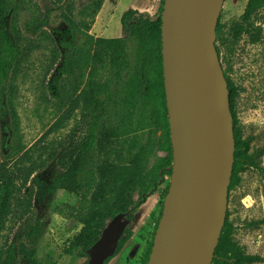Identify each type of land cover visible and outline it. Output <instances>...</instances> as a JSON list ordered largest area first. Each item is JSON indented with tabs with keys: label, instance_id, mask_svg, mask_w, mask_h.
<instances>
[{
	"label": "trees",
	"instance_id": "1",
	"mask_svg": "<svg viewBox=\"0 0 264 264\" xmlns=\"http://www.w3.org/2000/svg\"><path fill=\"white\" fill-rule=\"evenodd\" d=\"M105 0H0V95L6 98L11 122L0 127V237L15 219H25V230L7 246L0 264H57L39 256L41 223L34 218V204L55 195L58 190L80 194V210L72 214L82 227L71 239L66 253L77 252L88 260V248L99 238L108 222L125 212L130 220L119 241L117 253L134 235L133 225L141 206L171 176L173 149L168 117L163 69L162 11L164 0L155 13L129 8L121 16L122 36L102 37L91 33ZM264 8V0H248L242 20L231 28L233 40L248 34L259 40L261 28L252 20ZM53 14L66 25L69 36L52 39L48 26ZM9 20L10 34L5 30ZM217 44L226 59L230 42L218 22ZM46 43L55 44L47 73L49 91L61 107L60 118L30 147L23 142L19 110L15 100L19 76L28 68L32 54ZM224 52V55H223ZM228 81L236 141L235 161L229 189L240 183V172L262 169L259 156L264 147L251 145L252 136H243L236 110L239 87L224 69ZM80 110L87 131L75 138L74 128L66 139L48 140L74 113ZM2 129L6 132L2 136ZM9 139V140H8ZM160 150L165 154H160ZM56 161L60 171L51 181L39 175L48 162ZM171 184V183H170ZM166 188V194L169 186ZM161 209L153 239L146 253L149 260L154 236L163 213ZM222 229L211 264H253L263 260L258 254L241 251L232 238L234 223L229 216ZM264 219L249 222L258 226Z\"/></svg>",
	"mask_w": 264,
	"mask_h": 264
},
{
	"label": "water",
	"instance_id": "2",
	"mask_svg": "<svg viewBox=\"0 0 264 264\" xmlns=\"http://www.w3.org/2000/svg\"><path fill=\"white\" fill-rule=\"evenodd\" d=\"M225 0H164L163 69L173 149L147 264H211L227 217L235 161L228 81L217 48ZM130 220L116 214L88 248L86 264L117 253Z\"/></svg>",
	"mask_w": 264,
	"mask_h": 264
},
{
	"label": "rangeland",
	"instance_id": "3",
	"mask_svg": "<svg viewBox=\"0 0 264 264\" xmlns=\"http://www.w3.org/2000/svg\"><path fill=\"white\" fill-rule=\"evenodd\" d=\"M45 0H39L44 5ZM85 0H78V3ZM161 0H105L103 11L97 16L92 25L91 33L102 37L122 36L121 16L129 8L149 9L155 13L159 9ZM248 0H225L219 23L223 26V35L228 39L231 51H224L226 59L221 55L224 69H228L230 77L239 87L236 110L243 136H252L251 145L255 148L264 147V8L254 14L252 20L255 26L261 28L258 41L252 42L248 34H243L234 41L231 28L242 20ZM155 5V6H153ZM148 11V10H143ZM5 30L10 34L9 20L5 22ZM66 25L55 14L48 26V31L57 46L68 33ZM217 40V44H218ZM55 44L45 42L36 50L28 63V68L19 76V92L15 100L20 116V129L23 142L27 147L32 146L65 112L66 106L61 107L57 99L49 91L50 78L59 75L57 68L47 73L52 59V48ZM224 55V52H223ZM6 98L0 95V127L10 126L11 118ZM80 110L66 121L61 129L53 132L48 140L57 146L58 140L66 139L74 128H78L75 138H80L87 131V126L81 124ZM6 132L2 129V136ZM9 140V139H8ZM160 154L165 151L160 150ZM0 155L2 151L0 150ZM262 169L247 168L240 172V183L229 189L228 209L231 211L230 220L234 223L232 238L242 252L258 254L263 260L253 264H264V223L252 226L248 223L264 219V153L259 156ZM60 171L56 161L48 162L40 169L39 175L51 181ZM164 184L156 190L141 206L133 225L134 235L125 244L121 253L117 254L108 264H145L146 253L153 239V233L161 213L166 197V188L170 184V175L165 177ZM80 194L66 190H58L55 195L47 197L44 202L34 204V218L32 223L40 219L41 236L38 240L39 256L48 260L52 257L57 264H81L86 258L66 253L70 241L80 231L82 224L73 217L75 210H80ZM74 212V213H73ZM25 219L8 222V226L0 237V257L5 255L7 246L18 240L25 230Z\"/></svg>",
	"mask_w": 264,
	"mask_h": 264
},
{
	"label": "crops",
	"instance_id": "4",
	"mask_svg": "<svg viewBox=\"0 0 264 264\" xmlns=\"http://www.w3.org/2000/svg\"><path fill=\"white\" fill-rule=\"evenodd\" d=\"M153 6H155V5H153ZM135 8H137V7H135ZM102 9H103V8H102ZM102 9H101L100 13L103 11ZM139 10H141V11H143V10H148V11H149V9H145V8H143L142 6L139 7ZM98 15H100V14H98Z\"/></svg>",
	"mask_w": 264,
	"mask_h": 264
}]
</instances>
